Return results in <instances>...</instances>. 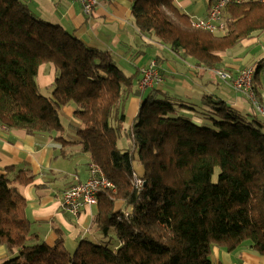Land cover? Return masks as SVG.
I'll return each mask as SVG.
<instances>
[{"label": "trees", "instance_id": "obj_1", "mask_svg": "<svg viewBox=\"0 0 264 264\" xmlns=\"http://www.w3.org/2000/svg\"><path fill=\"white\" fill-rule=\"evenodd\" d=\"M130 2L134 25L158 44L156 61H172L166 49L195 68L228 71L221 53L264 35V0H230L215 32L194 27L176 0ZM44 64L54 74L48 95L37 81ZM252 67L261 101L264 55ZM140 78L139 69L124 71L109 51L45 19L29 0H0V122L50 137L61 156H85L87 177L71 186L86 182L90 166L112 185L100 187L92 204L101 241L83 239L69 252L60 235L53 245L29 242L22 189L34 177L7 166L0 245L15 256L1 264H212L213 246L264 256V119L214 93L196 102L156 84L141 89ZM132 96L143 98L130 125L133 146L120 148Z\"/></svg>", "mask_w": 264, "mask_h": 264}, {"label": "crops", "instance_id": "obj_2", "mask_svg": "<svg viewBox=\"0 0 264 264\" xmlns=\"http://www.w3.org/2000/svg\"><path fill=\"white\" fill-rule=\"evenodd\" d=\"M176 3L194 18L205 17L212 0L207 2L205 12H200L201 8H197V0L194 3L192 0H176ZM29 4L45 19L74 31L87 45L109 51L124 71L131 72L137 68L141 73V68L154 60L161 80L156 84L159 88L171 93L178 92L191 101H195L194 98L199 99L203 93H214L233 107L251 113L247 97L236 92L228 81H224L223 85L211 82L212 75L217 76L212 70L195 68L182 59L181 63L175 59L168 61L166 58L156 61L157 52L152 45L158 44L148 40L134 25L130 14V0H100L90 14L83 12L77 0H29ZM255 38L256 40H243L244 47L239 50L221 53L224 69H233L237 74L245 65L251 66V63H245L242 58L245 49L249 50L247 53L251 56L257 54L252 56L253 60L262 57L264 35ZM165 52L168 53L164 54L165 57H176L166 49ZM38 77L45 78L48 83L51 81L49 71L45 75V72H40L39 69ZM261 98V103L264 104V91ZM141 99L143 98L132 96L128 100L127 114L130 116L125 120L129 121L130 125ZM63 111L66 116L72 118V107L65 106ZM86 162L83 155L72 158L59 155L58 148L53 147L50 137H37L22 129L5 127L0 122V174L5 172L7 166L14 165L34 177L22 189L27 200L26 215L32 221L34 232L29 242L44 241L53 245L60 235L67 250L73 252L83 239L101 241V236L92 226L95 205L84 206L74 215L67 211L62 203L63 192L77 180L81 181L87 177ZM13 256L14 253H8L4 246L0 245V264ZM210 258L212 264H264V256L249 248L228 252L213 246Z\"/></svg>", "mask_w": 264, "mask_h": 264}, {"label": "built area", "instance_id": "obj_3", "mask_svg": "<svg viewBox=\"0 0 264 264\" xmlns=\"http://www.w3.org/2000/svg\"><path fill=\"white\" fill-rule=\"evenodd\" d=\"M82 6V10L85 14H90L93 8L99 3L100 0H77ZM230 0H212L208 14L204 18H192L194 27L209 30L212 32L218 31L223 28V9ZM240 73L237 81L234 83L235 88L239 90L246 89L249 85V69H243ZM217 75L223 80L228 78V75L223 71H217ZM158 71L156 69V62L154 60L149 61L141 70V78L139 81V87L146 89L151 87L155 83H159ZM258 110H261L257 106ZM134 178L137 185L140 184V180ZM112 187L108 179L99 172V169L90 166V176L84 183L71 186L64 192L63 195V207L70 213H76L81 207L92 205L96 203L95 194L100 187L109 188Z\"/></svg>", "mask_w": 264, "mask_h": 264}, {"label": "rangeland", "instance_id": "obj_4", "mask_svg": "<svg viewBox=\"0 0 264 264\" xmlns=\"http://www.w3.org/2000/svg\"><path fill=\"white\" fill-rule=\"evenodd\" d=\"M195 0H192V2L194 3ZM209 0H197V8L200 7L201 8V11L200 12H205L206 10V6H207V2ZM194 18H204V17H194ZM252 39V38H251ZM245 40H250V39H245ZM253 40H256V38H254ZM235 50H239L241 48L244 47V42H241L240 45H237L235 46ZM234 50V51H235ZM249 50H246L245 49V52L243 53L242 58L245 59V63H251L252 64V61H253V57L247 53ZM172 59H175L176 62H180V59L182 57H173L172 55H169ZM257 58V57H256ZM182 60H185L187 64L189 65H193V61L191 58H185V59H182ZM117 65L121 68V64L118 62ZM40 72L41 71H44L45 72V75L48 74V71H49V74H50V78H51V81L48 83V82H45V78H41V77H38L37 76V81L39 82L40 86L42 87L41 88V93H43L44 95H48L50 93V90H51V82H52V79H53V67L52 66H49V64H44L43 66L41 65L40 66ZM143 68V67H142ZM141 68V70H142ZM243 69H249L251 72L249 74V85L246 89H243V90H239L237 88H235L234 86V83L237 81L239 75L241 72H243L244 70ZM217 71L219 70H214L213 72L217 75ZM223 72V71H222ZM224 72L228 75V78L226 80H223L221 77H218L221 79H219L217 76H214L212 75V80L211 82H213V84H221L223 85L225 82L224 81H228V83L231 84L232 88L236 91V92H240V93H243L246 97H247V100L248 102L250 103V111L251 113H254V110L260 114V116L264 119V104L261 103L262 101H259L253 91V88H252V76H253V67L252 65L251 66H244L243 68H241L238 73L236 71L237 74L234 73L233 69H228V71L224 70ZM235 75V77H233ZM158 78L160 79V76L158 74ZM223 80V81H222ZM43 82V83H41ZM161 82V80L159 81V83ZM159 83H155V84H159ZM49 84V85H48ZM223 88V86H221ZM227 88V86H224ZM228 89V88H227ZM193 100H195L196 102H198V99L194 98ZM257 106L260 107L261 110H258L257 109ZM128 109L129 107L126 105L125 107V118L129 115L127 114L128 113ZM249 111V112H250ZM130 116V115H129ZM121 127H122V134L121 136L118 138V146L120 148L122 147H125V148H132L133 146V140L131 138V136L129 135V131H130V122L125 120L121 123ZM134 167H137L136 165H134ZM102 235V234H101ZM110 236L112 237V234H110Z\"/></svg>", "mask_w": 264, "mask_h": 264}]
</instances>
